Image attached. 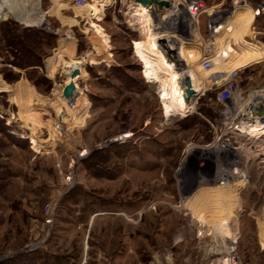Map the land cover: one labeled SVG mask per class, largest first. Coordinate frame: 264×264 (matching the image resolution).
Segmentation results:
<instances>
[{
	"label": "rangeland",
	"instance_id": "1",
	"mask_svg": "<svg viewBox=\"0 0 264 264\" xmlns=\"http://www.w3.org/2000/svg\"><path fill=\"white\" fill-rule=\"evenodd\" d=\"M87 1H0V264H264V136L231 135L219 90L210 88L237 70L229 100L237 123L245 106L264 102V0H204L224 12L222 36L245 21L249 54L221 76L191 78L193 88L201 82L198 93L206 91L177 117H168L159 89L165 79L148 75L136 43L144 75L123 39L116 40L122 65L111 66V0ZM166 1L160 14L175 11L164 22L174 33L159 36L189 45L195 30L202 58L208 14L195 25L186 0ZM22 9L42 23H22ZM27 26H34L28 39L37 57L22 68L16 64L27 60L10 44ZM71 41L73 54L60 55L57 48ZM220 42L232 57L228 38ZM178 51L174 61L184 68ZM72 62L84 73L69 102L62 89ZM36 99L52 106L38 108ZM226 180L243 183L231 201L198 196L199 185ZM192 215L206 220L194 223Z\"/></svg>",
	"mask_w": 264,
	"mask_h": 264
},
{
	"label": "bare ground",
	"instance_id": "2",
	"mask_svg": "<svg viewBox=\"0 0 264 264\" xmlns=\"http://www.w3.org/2000/svg\"><path fill=\"white\" fill-rule=\"evenodd\" d=\"M2 5H3V3L0 2V15H2V13H1V6ZM134 8H135L134 10H136V14H137L138 18L140 19V21L142 23V26H143L142 28L145 30L146 40H147V44H144L141 41L135 42L136 46H137V48H136L137 53L140 54V57L142 58L145 65L147 66L148 75L151 78H153L154 80L156 78L157 79H162V78L165 79L164 81H162V83L159 84V89L162 93V98L165 99L166 108L168 109V117L181 116V115L185 114V112L189 113L188 111L190 109H192L191 106L193 105L192 103L194 101L193 98H190L188 101H185L186 92H185V87L183 86V83H182V80L185 77V73H183V70H186V69L191 70V75H193V77H190L189 75H186V76H189L190 79L195 77L196 80L199 79L200 77H202L201 76L202 73H203V75L206 74L207 76L218 73L221 76L222 74H224V72H229L230 68L233 66L234 61L239 63L241 60L244 59V57L248 56V54H249V48L247 47V45L245 43V38L242 35L244 28H245L244 27L245 21L243 20L244 22L241 23L240 26L238 25V27L236 28L235 31H233L232 29L228 30L227 32L225 31L226 33L224 36H222V34H223L222 28L224 26L223 25V26H221L220 32L218 34L216 33V37H217L216 42L219 43V41H223V40H225V37H227L228 42H229L227 48H230L235 54L232 55V57H229L227 50L219 49V46L221 45V42H220L216 48L218 50H215V52H214L215 55H213V57H212V60H213L212 70L209 72H206L202 66V63H201L202 58H199V54L201 53L200 52L201 45L199 44L200 40L197 39V36H195V38L192 37L193 33L195 32V30H192L190 37L187 40V41H189V43H187L189 45H186V43H183L181 45V47H179L180 52L178 51V55L180 53V58L179 57L178 58H179V60H181V58L184 57V60L183 59L182 60L185 62L184 68L180 69L179 64L176 63V61H174V59H176V57L173 56L172 54H170L168 57L167 52L165 51V49L162 48L166 45L173 47L172 46L173 44L171 45L168 41L169 39H167L165 36L156 37L155 32H153L152 27L150 26V22H151V16H150V12H149L150 7H147L144 4H141L140 2H135ZM8 11L10 13L8 12L9 14L7 13L6 15H13V14L15 15V12L13 10L9 9ZM23 11H24V9H22V11H18L19 13H17V14L18 15H26L25 19L29 22H33L36 20L35 19L36 16H34L32 14H28V12H23ZM174 12L175 11L171 10V13H173V15H175ZM246 13H247V11H244V9L241 8L239 15H241V14L245 15ZM36 21L39 23H42L40 20L38 21V19ZM222 23L224 24L227 22L222 21ZM219 35H220V37H219ZM161 42L163 44H161ZM181 54H183V55H181ZM138 59L140 60L139 57H138ZM142 60H140L141 64H142ZM142 66H143V64H142ZM197 67H198V69H197ZM75 68H76V66H75L74 62L69 64V70H68L69 73L68 74H69L70 80L67 83H69L72 80V78L70 77V72ZM78 69L80 70V73L78 76L81 77L84 73V69L83 68H78ZM143 69H144V67H143ZM234 71H236V70H234ZM143 73H144V71H143ZM78 76L76 78H74V83H75L74 92L77 89L76 80L78 79ZM225 78L228 79V76H225ZM220 79L222 80L224 78L220 77ZM218 82H220V81L218 80ZM191 84H192V81H191ZM200 84H201V82L197 81L196 85L194 86V89L197 92H199V90H200ZM65 85L63 84L62 94H63V90H64ZM74 92H73L71 98L70 99L68 98L69 102H71V100L73 99ZM261 96H262V99H264V97H263L264 95H261ZM43 100L44 99H42L40 101V99H39L38 103H36L38 100L37 99L35 100V103L38 106V108H41V109L42 108H48L47 104H49V103L45 102V100H44V102H45L44 103ZM256 100L257 99L253 100V102L250 105H247L243 108V115H242L241 121H240L241 123L238 125V128H237L239 134L241 132H244V134L242 136H244V138L248 139L249 142H250V140L252 142V140H254V139L256 140V138L260 139L261 137L264 136V112L258 113V110H255L258 108V109H262V111H263L264 108H260V105L261 104L263 105L264 102L262 100H258V101H256ZM41 102H43V103H41ZM192 110H190V111H192ZM254 112H257V113L254 114ZM66 114H67V110L65 112L62 111V113H61L62 120H64L66 118ZM250 138H252V139H250ZM237 171H238V169H235L232 172V174L233 175L236 174ZM219 180L221 182V179H219ZM220 182L217 183L214 181V182H210L209 185H207L208 183L205 184V186H204V184L199 185V191L197 193L198 196H199V194L204 193V194H206L207 198L210 199L211 202H212L211 199H213V198H216V199L217 198H219V199L225 198L229 202L238 193V190H239L238 187L243 184L239 180L236 181L235 183H232V184H228L227 180L222 181V183H220ZM223 182H226V183H223ZM183 205L186 206L187 202L184 203ZM205 216L206 215H201V217L196 218L195 215H192V221H194V223H195L198 220L203 225V222H205V220H206ZM207 219H208V217H207ZM222 221H223L222 227L223 228H229L228 227L229 225L227 226V222L225 221V219H223ZM209 226H210V224H209ZM258 227L261 228L260 223H259ZM227 237H229V235ZM230 237H232V236H230ZM229 254H230V252H229Z\"/></svg>",
	"mask_w": 264,
	"mask_h": 264
},
{
	"label": "crops",
	"instance_id": "3",
	"mask_svg": "<svg viewBox=\"0 0 264 264\" xmlns=\"http://www.w3.org/2000/svg\"><path fill=\"white\" fill-rule=\"evenodd\" d=\"M135 2H136L135 0H111V43L112 42L114 43L113 52H111V57L113 58L111 59V66H113V68H116L117 66L119 67V65H122L116 58L117 57L116 56V43H117L116 40L117 39H118V42L121 39L126 41L130 49V55L134 58H137L138 56H136V53H135V42L144 40L146 38V33H145V30L142 28L143 27L142 23L140 19L137 17V15L134 13ZM160 9L161 8H159V6L157 7L153 6L149 8L150 10L149 12L151 16L150 26L152 27L153 32H155L157 36L163 33H166V32L168 34H173L174 32L172 29L171 30L165 29L164 22L165 20H167V18L169 17L173 18L175 17V15L169 13L168 16H163L162 14H160L161 13ZM216 33H218V31L215 32V35ZM172 37L174 38L175 36L172 35ZM172 44L171 45L173 46V48H175L176 50H179V47L181 45H179L178 43H172ZM60 46L62 47L57 48V50H60L59 54L65 55L68 57V56H71L73 52L76 50L77 43L75 41H71V42L66 43L65 45L61 43ZM52 60H53L52 57L46 60L45 63L47 67L50 64H52L53 62ZM53 74H54V71L49 69L48 75L50 78H53ZM22 86L25 87V85H22ZM22 86L20 88H22ZM50 106H52V104ZM258 232H259V236L261 235L260 236V247L261 249L264 250V245L261 242L262 232L260 228L258 229Z\"/></svg>",
	"mask_w": 264,
	"mask_h": 264
},
{
	"label": "built area",
	"instance_id": "4",
	"mask_svg": "<svg viewBox=\"0 0 264 264\" xmlns=\"http://www.w3.org/2000/svg\"><path fill=\"white\" fill-rule=\"evenodd\" d=\"M185 2H186V4H185L184 8H185L186 14L188 16V20L194 22L195 25H197V23L199 22L202 14L207 13L209 16L207 28H208V31L210 33H209V37L207 38L208 42H207V45L205 47L204 55L202 57V62H201L204 70L206 72H209L212 70V67H213L212 57H213V55H215L214 52H215V50H217L216 48L218 45V42H216L217 38H216L215 32L218 30V28L223 26L222 21H223V13L224 12H222V10H220V9L215 10V8H216L215 6H212L209 8L206 5L204 0H186ZM76 3L78 6H81V7H87L88 6L87 0H76ZM210 10H211V12H209ZM143 71H144V69L142 66V72ZM237 73H238L237 70L234 71L231 74L230 78H228V80L224 81L222 84H218L216 82L214 84L212 83L210 88H215V89L219 90L218 91V101L222 104V108H221L220 112L223 116H225V119L228 123V128L230 129V131H232L231 135L234 136V133H235L241 137L244 134V132H241L239 134L238 130H237L238 125L241 122H239V123L234 122V119H235V118H233L234 107L231 104H229V100L235 91V85H234L233 80L236 77ZM143 75H144V73H143ZM203 93H201V94H203ZM242 138H244V136H242ZM224 143H225V146H229V147L234 148V146L231 145L232 142H231L230 137H227V139L225 140Z\"/></svg>",
	"mask_w": 264,
	"mask_h": 264
},
{
	"label": "water",
	"instance_id": "5",
	"mask_svg": "<svg viewBox=\"0 0 264 264\" xmlns=\"http://www.w3.org/2000/svg\"><path fill=\"white\" fill-rule=\"evenodd\" d=\"M135 1L140 2L141 4H144L147 7H153V6L162 7L163 5H168V1H166V0H135ZM18 16L21 20L26 18V15H18ZM23 21H22V23H24ZM161 44H163V43L161 42ZM162 48L165 49V51L167 52L168 55L172 54L173 56L176 57L177 50L175 48L168 46V45H166ZM177 61H178V59H177ZM180 69H183V68L180 67ZM79 73H80V70L78 68H75L70 72V77L72 78V80L65 85L64 90H63V96H65L67 99L71 98V96L75 90L74 78H76L79 75ZM182 83H183V86L185 87V92H186L185 101H188L190 98H193V99L197 98L201 95V93H198L193 88V85L191 84V79L189 76H185L182 80Z\"/></svg>",
	"mask_w": 264,
	"mask_h": 264
},
{
	"label": "trees",
	"instance_id": "6",
	"mask_svg": "<svg viewBox=\"0 0 264 264\" xmlns=\"http://www.w3.org/2000/svg\"><path fill=\"white\" fill-rule=\"evenodd\" d=\"M34 27V26H33ZM32 26H27V28L25 27V34H23L22 36H17L15 37V39L13 38L11 41V46L14 48L15 47V56L17 58H26V62H22V63H17L16 65L22 67V68H26L30 65H33L31 63V59L33 57H37L36 51L35 49L32 47V41L30 39H28V37H30L29 35H31L30 33L34 30ZM49 37V35H47ZM27 39V40H26ZM138 65V70L139 72H141L142 70V65L140 63H137ZM129 80V79H127ZM129 82V81H128Z\"/></svg>",
	"mask_w": 264,
	"mask_h": 264
}]
</instances>
